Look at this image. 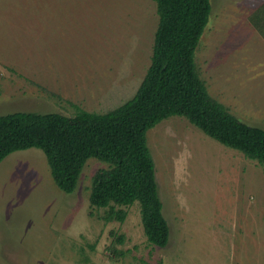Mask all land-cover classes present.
I'll list each match as a JSON object with an SVG mask.
<instances>
[{
	"label": "rangeland",
	"instance_id": "rangeland-1",
	"mask_svg": "<svg viewBox=\"0 0 264 264\" xmlns=\"http://www.w3.org/2000/svg\"><path fill=\"white\" fill-rule=\"evenodd\" d=\"M263 1L211 0L196 51L210 93L261 127L264 38L249 14ZM158 21L156 0H0V114L118 106L146 74ZM147 138L166 246L148 241L138 200L125 205L124 221H105L91 206L105 161L89 158L67 192L45 152L28 147L0 162V264H264V166L182 115Z\"/></svg>",
	"mask_w": 264,
	"mask_h": 264
},
{
	"label": "trees",
	"instance_id": "trees-1",
	"mask_svg": "<svg viewBox=\"0 0 264 264\" xmlns=\"http://www.w3.org/2000/svg\"><path fill=\"white\" fill-rule=\"evenodd\" d=\"M159 16L150 65L135 94L118 106L74 113L16 110L0 114V162L11 152L41 148L56 184L77 187L91 157L107 163L92 177L89 200L105 221H124L125 205L140 203L149 242L166 246L170 225L147 132L171 115L185 116L219 142L264 166V127L241 120L213 96L196 62L211 0H156ZM264 38V1L249 14ZM123 242L124 235L117 236Z\"/></svg>",
	"mask_w": 264,
	"mask_h": 264
}]
</instances>
